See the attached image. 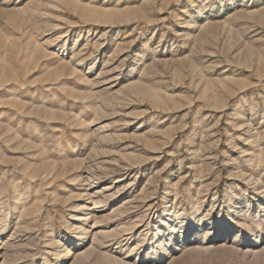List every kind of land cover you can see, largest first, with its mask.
Returning <instances> with one entry per match:
<instances>
[{
  "label": "rangeland",
  "instance_id": "374dc122",
  "mask_svg": "<svg viewBox=\"0 0 264 264\" xmlns=\"http://www.w3.org/2000/svg\"><path fill=\"white\" fill-rule=\"evenodd\" d=\"M2 222L0 264H264V0H0Z\"/></svg>",
  "mask_w": 264,
  "mask_h": 264
},
{
  "label": "bare ground",
  "instance_id": "6f19581e",
  "mask_svg": "<svg viewBox=\"0 0 264 264\" xmlns=\"http://www.w3.org/2000/svg\"><path fill=\"white\" fill-rule=\"evenodd\" d=\"M263 182V181H262ZM94 197V196H93ZM97 198V197H96ZM98 199H100V198H98ZM101 200V199H100ZM97 202H98V200H97ZM103 202V201H102ZM98 203H100V202H98ZM3 204V203H2ZM2 207V206H1ZM97 207V206H96ZM7 212H6V216H7ZM94 216V215H93ZM4 218V217H3ZM203 222H204V220H201V224H200V227H203ZM4 223L5 222H2V224L0 225V231L4 228L3 226H4ZM190 223H191V221H190ZM190 223H189V221H188V219L187 220H184V221H182L179 225H180V227L177 229L176 227H174V228H172V232H171V234H166L165 233V230H160V231H158V234H157V236L156 237H158V236H160L161 237V239L163 240V241H165V242H167L168 243V245L170 246V247H174V248H176V246H178L179 245V243H186V242H188L191 238V231H190V229L192 228V227H194V226H192L191 227V225H190ZM3 225V226H2ZM1 232H3V230L1 231ZM0 232V233H1ZM127 232V231H126ZM6 243V242H5ZM15 244V243H14ZM12 246V245H11ZM133 250H135L134 248H132ZM128 250V249H127ZM68 253V252H67Z\"/></svg>",
  "mask_w": 264,
  "mask_h": 264
}]
</instances>
